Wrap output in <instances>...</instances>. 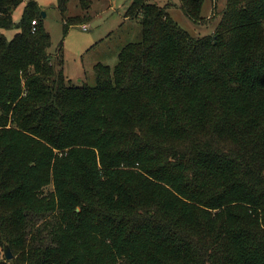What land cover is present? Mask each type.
<instances>
[{
    "label": "trees",
    "instance_id": "obj_1",
    "mask_svg": "<svg viewBox=\"0 0 264 264\" xmlns=\"http://www.w3.org/2000/svg\"><path fill=\"white\" fill-rule=\"evenodd\" d=\"M24 1L0 0V264H264V0L200 39L132 0L140 39L95 86L69 84L35 0L14 21Z\"/></svg>",
    "mask_w": 264,
    "mask_h": 264
},
{
    "label": "rangeland",
    "instance_id": "obj_2",
    "mask_svg": "<svg viewBox=\"0 0 264 264\" xmlns=\"http://www.w3.org/2000/svg\"><path fill=\"white\" fill-rule=\"evenodd\" d=\"M29 1L31 0H25L24 4L14 12L15 22L20 21L24 6ZM35 1L42 13L46 14L44 26L51 35L50 52L54 58H57L58 49L60 47L62 49L63 70L70 85L95 86L97 82L95 67L102 64L109 66L112 70L115 69L122 48L140 39L139 21L125 18L132 0H88L89 9L83 8L80 0H72L64 16L57 8L58 0ZM150 1L166 7L174 21L195 39L212 36L216 32L227 5V0H216L215 2L205 0L202 18L200 22H194L186 16L178 0ZM73 18L76 19L75 23H78V19L85 21L80 25L70 27L67 34H64V23ZM84 25L88 26V30H83ZM16 32V30H8L3 34L11 40ZM49 190H52V187H49ZM0 258L5 259L1 249Z\"/></svg>",
    "mask_w": 264,
    "mask_h": 264
},
{
    "label": "water",
    "instance_id": "obj_3",
    "mask_svg": "<svg viewBox=\"0 0 264 264\" xmlns=\"http://www.w3.org/2000/svg\"><path fill=\"white\" fill-rule=\"evenodd\" d=\"M45 16H46V14L43 13V17H45ZM5 258H6L7 261L13 260V258H14V256L11 253V250H10L9 247H6L5 248Z\"/></svg>",
    "mask_w": 264,
    "mask_h": 264
},
{
    "label": "built area",
    "instance_id": "obj_4",
    "mask_svg": "<svg viewBox=\"0 0 264 264\" xmlns=\"http://www.w3.org/2000/svg\"><path fill=\"white\" fill-rule=\"evenodd\" d=\"M32 24H33V26H35V25H36V22L34 21ZM83 28H84V29H86V28H87V26H86V25H84V26H83Z\"/></svg>",
    "mask_w": 264,
    "mask_h": 264
}]
</instances>
